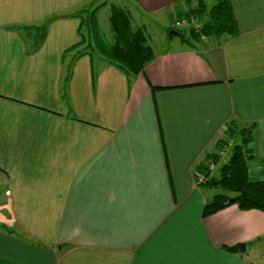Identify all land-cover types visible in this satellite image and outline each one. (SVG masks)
I'll list each match as a JSON object with an SVG mask.
<instances>
[{
    "label": "crops",
    "instance_id": "0c3cea01",
    "mask_svg": "<svg viewBox=\"0 0 264 264\" xmlns=\"http://www.w3.org/2000/svg\"><path fill=\"white\" fill-rule=\"evenodd\" d=\"M90 1L0 0V264H262L264 211L203 216L221 192L198 178L252 126L264 180V0H230L234 37L148 41L138 74L89 48ZM132 1L200 22L199 0Z\"/></svg>",
    "mask_w": 264,
    "mask_h": 264
},
{
    "label": "trees",
    "instance_id": "16d2710c",
    "mask_svg": "<svg viewBox=\"0 0 264 264\" xmlns=\"http://www.w3.org/2000/svg\"><path fill=\"white\" fill-rule=\"evenodd\" d=\"M92 0L80 7L82 24L86 31L91 33L87 43L89 48L101 51L126 72L138 74L142 72L147 63L153 60L155 53L148 43V37L143 29L135 28L127 10L119 5L111 4L110 25L112 39L103 43L98 36L97 11L106 5L105 2ZM200 10L198 15L200 23L191 26L189 36L186 27L191 24L189 12L177 20L187 19L188 24L181 27L170 26V36L179 34L187 44L197 45L206 38L211 37H234L238 34V24L230 0H217L210 8L205 5V0H199ZM207 13V14H206ZM176 20V21H177ZM174 21L173 24L176 22ZM177 31V33H171ZM92 37L94 43L92 44ZM252 126L244 128L229 129L221 141H225L226 147L233 137L239 142L235 143V150L229 162L220 167L219 176L207 177L202 182L204 185L217 186L223 192L217 194L214 199L208 202L203 210V216H210L232 204H237L242 210L259 209L264 211V180L253 181L248 175L247 157L244 148L252 139ZM216 158L213 159L215 161ZM248 243L227 247L232 252H246Z\"/></svg>",
    "mask_w": 264,
    "mask_h": 264
},
{
    "label": "rangeland",
    "instance_id": "374dc122",
    "mask_svg": "<svg viewBox=\"0 0 264 264\" xmlns=\"http://www.w3.org/2000/svg\"><path fill=\"white\" fill-rule=\"evenodd\" d=\"M99 1L97 4L105 2L106 5L102 7L100 10L97 11L96 18L97 25H98V36H100V39L103 43H107L112 39V33H111V25H110V15H111V4L119 5L127 10V12L130 14V17L132 19V24L135 28H141L144 30L148 37L149 43H152L155 47H158V44H161L160 42L167 40L169 43L168 38L172 37L174 38V42H179L180 44V38H182L179 34H174L173 36H170L168 34V26L170 23L176 19L175 15H171L168 12H159L157 14H148L146 12H143L139 10L138 6L134 1L132 0H97ZM217 0H207L208 7H211L216 3ZM196 23H200L199 21ZM186 26H182L181 28L184 29ZM189 28L186 27L187 35L189 36ZM88 31V30H87ZM94 38L92 37L91 41L92 44L94 43ZM182 44V43H181ZM165 47L164 44H161L160 46ZM232 155L231 152H228L226 157L222 160V163L224 164L225 161L230 158ZM218 174V171H217ZM215 192H223L221 188H215L213 189ZM259 251V250H258ZM262 258V264H264V251L263 252H253L250 255V259L258 260V257Z\"/></svg>",
    "mask_w": 264,
    "mask_h": 264
},
{
    "label": "built area",
    "instance_id": "2783aa9c",
    "mask_svg": "<svg viewBox=\"0 0 264 264\" xmlns=\"http://www.w3.org/2000/svg\"><path fill=\"white\" fill-rule=\"evenodd\" d=\"M188 24V20L187 19H183V20H177L173 25L176 27H181V26H185ZM206 165L208 166V168L210 169V171H212L215 167L214 162L211 163H206ZM207 180V176H202L200 175L198 178V182H204Z\"/></svg>",
    "mask_w": 264,
    "mask_h": 264
},
{
    "label": "water",
    "instance_id": "95a60500",
    "mask_svg": "<svg viewBox=\"0 0 264 264\" xmlns=\"http://www.w3.org/2000/svg\"><path fill=\"white\" fill-rule=\"evenodd\" d=\"M171 33H177V31H172Z\"/></svg>",
    "mask_w": 264,
    "mask_h": 264
}]
</instances>
